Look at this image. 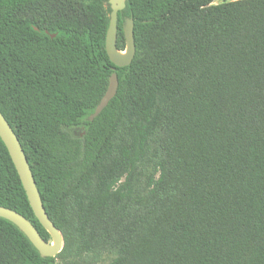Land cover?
Masks as SVG:
<instances>
[{"label": "trees", "instance_id": "16d2710c", "mask_svg": "<svg viewBox=\"0 0 264 264\" xmlns=\"http://www.w3.org/2000/svg\"><path fill=\"white\" fill-rule=\"evenodd\" d=\"M215 1L126 0L117 45L126 50L134 20L137 52L117 68L108 0H0V111L65 252L108 248L112 264H264V0ZM114 72L118 93L90 121ZM0 206L51 242L1 137ZM0 264L57 257L0 218Z\"/></svg>", "mask_w": 264, "mask_h": 264}, {"label": "water", "instance_id": "95a60500", "mask_svg": "<svg viewBox=\"0 0 264 264\" xmlns=\"http://www.w3.org/2000/svg\"><path fill=\"white\" fill-rule=\"evenodd\" d=\"M112 6L110 26L107 34V52L112 63L117 68L129 67L137 52L135 41V24L134 20L127 22L125 27V36L127 48L124 51L119 50L117 45L119 31V13L126 8V0H108ZM54 37V36H53ZM119 89L118 74L110 78V85L107 93L96 108L94 114L90 116V121H94L109 106L111 101L116 97ZM0 137L6 145L11 158L16 166L21 181L26 190L29 202L40 224L51 235L52 241L48 242L43 238L35 225L25 216L17 211L0 206V218L6 219L18 226L30 239L32 244L40 252L42 257H57L63 250L65 239L62 232L57 228L55 223L50 219L37 187V183L32 172L26 152L15 133L14 129L0 111Z\"/></svg>", "mask_w": 264, "mask_h": 264}, {"label": "rangeland", "instance_id": "374dc122", "mask_svg": "<svg viewBox=\"0 0 264 264\" xmlns=\"http://www.w3.org/2000/svg\"><path fill=\"white\" fill-rule=\"evenodd\" d=\"M151 156L142 164L140 167V183L144 186L148 178L155 172ZM72 222L75 223V213L74 211L70 212L69 215ZM63 234V233H62ZM64 236V235H63ZM52 238V237H51ZM65 239V238H64ZM52 241V240H51ZM65 246L62 250V255L57 256V264H112L116 258V254L111 249H99L96 252H91L84 254L82 256H77L73 251H66Z\"/></svg>", "mask_w": 264, "mask_h": 264}, {"label": "crops", "instance_id": "0c3cea01", "mask_svg": "<svg viewBox=\"0 0 264 264\" xmlns=\"http://www.w3.org/2000/svg\"><path fill=\"white\" fill-rule=\"evenodd\" d=\"M234 1H238V0H216L213 5H220L223 3H228V2H234Z\"/></svg>", "mask_w": 264, "mask_h": 264}]
</instances>
